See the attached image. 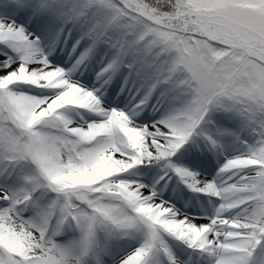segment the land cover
Returning a JSON list of instances; mask_svg holds the SVG:
<instances>
[{
    "label": "snow or ice",
    "instance_id": "snow-or-ice-1",
    "mask_svg": "<svg viewBox=\"0 0 264 264\" xmlns=\"http://www.w3.org/2000/svg\"><path fill=\"white\" fill-rule=\"evenodd\" d=\"M0 264H264V0H0Z\"/></svg>",
    "mask_w": 264,
    "mask_h": 264
},
{
    "label": "bare ground",
    "instance_id": "bare-ground-1",
    "mask_svg": "<svg viewBox=\"0 0 264 264\" xmlns=\"http://www.w3.org/2000/svg\"><path fill=\"white\" fill-rule=\"evenodd\" d=\"M157 170H158V171H160V169H159V168H158Z\"/></svg>",
    "mask_w": 264,
    "mask_h": 264
},
{
    "label": "rangeland",
    "instance_id": "rangeland-1",
    "mask_svg": "<svg viewBox=\"0 0 264 264\" xmlns=\"http://www.w3.org/2000/svg\"><path fill=\"white\" fill-rule=\"evenodd\" d=\"M179 162L183 163V161H179Z\"/></svg>",
    "mask_w": 264,
    "mask_h": 264
}]
</instances>
